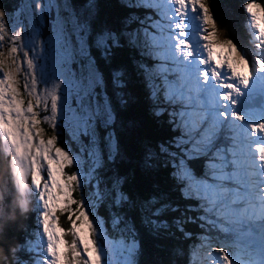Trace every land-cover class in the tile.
Returning <instances> with one entry per match:
<instances>
[{
    "label": "snow or ice",
    "instance_id": "obj_1",
    "mask_svg": "<svg viewBox=\"0 0 264 264\" xmlns=\"http://www.w3.org/2000/svg\"><path fill=\"white\" fill-rule=\"evenodd\" d=\"M243 11L254 56L212 0L0 3V138L21 190L30 162L42 234L14 264H148L146 238L175 241L167 264H264V0ZM130 101L153 126L132 167Z\"/></svg>",
    "mask_w": 264,
    "mask_h": 264
},
{
    "label": "trees",
    "instance_id": "obj_2",
    "mask_svg": "<svg viewBox=\"0 0 264 264\" xmlns=\"http://www.w3.org/2000/svg\"><path fill=\"white\" fill-rule=\"evenodd\" d=\"M246 0H212V8L214 14L217 16L218 24L221 26L222 32H227L232 36V38L239 43V40L242 39L244 43L247 30L245 25L248 21L246 13L243 11V4ZM2 6L7 8L11 7V4L14 3V0H0ZM107 12L110 17H115L119 14V9L113 4L108 7ZM141 106H137V103H132L130 101L129 111L127 112L128 119L133 121L134 124H138L139 128H134L130 133L133 134L135 140L138 141L139 135L143 130L152 129L150 119L148 118L146 112L144 111L143 102ZM128 139V138H127ZM125 150L127 153V158L133 160L135 155H137V149L135 145H132V140L128 139L127 146L125 144ZM134 161V160H133ZM138 162L132 163L135 166ZM74 171V170H73ZM11 176V160L9 156L4 152H1L0 146V185H6V190L4 191L5 200L4 203V215H2L0 220V264H14L13 256L15 252H12L13 249H16L18 243V238L23 236L24 228L31 230L30 222L33 219L32 212L23 214L20 213L17 208L16 198L17 192L12 183ZM84 197L86 202L89 204L88 208L93 207V199L91 193L88 192V188L85 187ZM9 209L12 210L9 213ZM96 209V208H94ZM100 215L107 216V212L104 208H101ZM93 216H96V211L91 213ZM28 221V222H27ZM192 231H196L193 226H189ZM9 234L12 235V239H8ZM17 239V240H16ZM175 243L174 240H161L159 242L152 241L149 238H146L144 245L145 259L148 264H167L169 260V249ZM12 244H16L13 248ZM7 246V247H6ZM7 249H11L8 251ZM7 260V263L5 262ZM10 261V262H9Z\"/></svg>",
    "mask_w": 264,
    "mask_h": 264
},
{
    "label": "rangeland",
    "instance_id": "obj_3",
    "mask_svg": "<svg viewBox=\"0 0 264 264\" xmlns=\"http://www.w3.org/2000/svg\"><path fill=\"white\" fill-rule=\"evenodd\" d=\"M161 3H163V0H161ZM241 48L247 53L249 54V56H254L256 55V53L253 51L252 47H251V44L249 46H247V49H245L244 46L240 45ZM261 55H264V53H262ZM259 77H262V76H257V78L259 79ZM256 78V79H257ZM264 78V77H263ZM254 87V85H253ZM264 113H261V112H253L252 113V118L253 119H259L260 115H262ZM45 127H47V125H45ZM57 132L60 134L61 136V139H62V143L64 145V147H66V149L69 151V152H73V154H75V145L72 144L71 142H69L68 140H65L63 139V131L58 129ZM49 134L51 135V131L49 130ZM1 142H2V147H4V149L7 151V156H9V159L11 160V164H12V158H13V155H14V152H13V148L12 146L8 143L7 139L6 138H3V141H2V138H1ZM77 161H78V166H79V157L77 156ZM30 162L28 161H24L23 163V167L21 169H19L21 172H23L26 176H30L29 173H30ZM75 171L77 169H70V171ZM80 172H81V177H82V185H83V188L82 190H84V186H87V181L84 179L85 177V169L84 168H80ZM12 174H13V178L14 180L16 181V176L13 172V165H12ZM16 186H17V182H16ZM31 186V187H30ZM20 191L22 192V195H21V204H22V208L24 210V208H27L26 206V196H25V191L27 192V196L31 197V199H35L36 200V204H34L33 206V209H34V214H35V219L37 221V224L39 225V211H40V205H39V201L36 197H38V194H36V190L35 188L32 186V183H31V178H28V183H27V188L24 189V190H21ZM3 198V192H0V199ZM84 200H85V205L86 207H89V204L86 202V198L84 197ZM90 210V213H94L96 211V209L94 208H89ZM1 215H4V212H3V208H2V205H1V201H0V216ZM98 219L97 215L94 216ZM65 223V227H67V222L64 221ZM27 234L28 236L32 237L33 240L35 241H40L42 243V234L40 231H35V232H29L27 230ZM13 246H15L14 244H12ZM14 248V247H13ZM16 249H13V252H15Z\"/></svg>",
    "mask_w": 264,
    "mask_h": 264
},
{
    "label": "water",
    "instance_id": "obj_4",
    "mask_svg": "<svg viewBox=\"0 0 264 264\" xmlns=\"http://www.w3.org/2000/svg\"><path fill=\"white\" fill-rule=\"evenodd\" d=\"M107 13H108V12H107ZM108 15H109V14H108ZM128 111H129V109H128ZM128 111H127V112H128ZM126 117H128L127 113H126ZM127 138H128L129 140H132V141H133V143H134V145H135V148L137 149V141L135 140V137L133 136V134L130 133V132H129L128 135H126V136L124 137V140H123L124 147H125V144H126V146H127V142H128V139H127ZM135 156H137V155H135ZM133 160H134V161H133ZM133 160L127 158V164H128L130 167L133 166L132 163H136V162H138L137 159H133Z\"/></svg>",
    "mask_w": 264,
    "mask_h": 264
},
{
    "label": "bare ground",
    "instance_id": "obj_5",
    "mask_svg": "<svg viewBox=\"0 0 264 264\" xmlns=\"http://www.w3.org/2000/svg\"><path fill=\"white\" fill-rule=\"evenodd\" d=\"M261 87H264V78L263 77H259V79L258 78L256 79V82H255L253 88L257 89V88H261ZM0 141H1V138H0Z\"/></svg>",
    "mask_w": 264,
    "mask_h": 264
}]
</instances>
